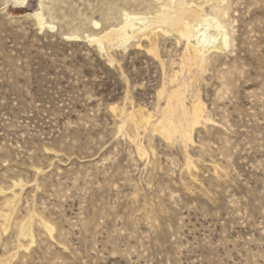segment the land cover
<instances>
[{"label": "rangeland", "instance_id": "obj_1", "mask_svg": "<svg viewBox=\"0 0 264 264\" xmlns=\"http://www.w3.org/2000/svg\"><path fill=\"white\" fill-rule=\"evenodd\" d=\"M120 1L48 0L40 32L37 0H0V264H264V0H230V47L197 82L209 121L186 149L141 135L148 159L116 110L153 111L159 60L64 36L107 28ZM182 53L160 40L167 65Z\"/></svg>", "mask_w": 264, "mask_h": 264}, {"label": "bare ground", "instance_id": "obj_2", "mask_svg": "<svg viewBox=\"0 0 264 264\" xmlns=\"http://www.w3.org/2000/svg\"><path fill=\"white\" fill-rule=\"evenodd\" d=\"M37 1L38 9L30 14V17L40 32L45 29L55 30L57 27L53 9H46L48 0ZM120 2L111 14H106V22H114L107 28L103 29L99 21L88 18L86 22L95 28L91 32L82 34L75 29L63 34L69 40L83 39L95 45L110 63L115 61L111 53L113 49H127V46L134 45V41L135 45L141 46L145 41L148 52L159 60L162 82L152 112L133 106L131 111L125 109L126 107L121 108L119 112L116 110L121 119L119 132L128 136L138 154L146 159L151 146L143 145L141 135L149 142L157 135L169 146L181 144L186 149L193 143L195 128L209 121L205 116V106L200 98L197 82L209 67L210 53L225 52L230 47L229 34L224 24V19L230 12V0ZM5 4L21 9L26 6L27 0H5ZM166 37H173L177 45L183 44V53L178 63L171 60L167 65L160 58L159 43ZM130 104L132 105V102ZM188 165H192L189 158ZM16 187H23V184L14 183V188ZM17 201L18 199L14 202ZM10 205L12 207V204ZM11 210H14V207ZM2 217L8 223L12 214H4ZM42 224L51 235L54 228L47 222L42 221ZM7 227L5 225L3 228L7 230ZM20 227V237L33 243L31 220ZM10 259L6 261L9 263Z\"/></svg>", "mask_w": 264, "mask_h": 264}]
</instances>
